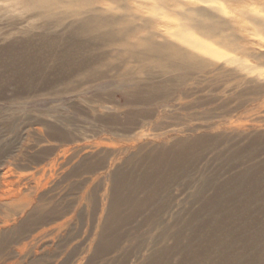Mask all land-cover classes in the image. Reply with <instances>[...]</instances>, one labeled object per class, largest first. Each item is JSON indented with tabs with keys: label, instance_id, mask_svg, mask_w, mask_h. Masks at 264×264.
I'll use <instances>...</instances> for the list:
<instances>
[{
	"label": "rangeland",
	"instance_id": "obj_1",
	"mask_svg": "<svg viewBox=\"0 0 264 264\" xmlns=\"http://www.w3.org/2000/svg\"><path fill=\"white\" fill-rule=\"evenodd\" d=\"M92 3L0 0V264H264V0Z\"/></svg>",
	"mask_w": 264,
	"mask_h": 264
},
{
	"label": "bare ground",
	"instance_id": "obj_2",
	"mask_svg": "<svg viewBox=\"0 0 264 264\" xmlns=\"http://www.w3.org/2000/svg\"><path fill=\"white\" fill-rule=\"evenodd\" d=\"M39 2V0H37ZM42 1V0H41ZM40 1V2H41ZM48 3H46L45 5V8H39V7H42L43 6V3L41 4L42 6H40V2H36V0H23V2L29 4V5H32L33 3L35 4H38L37 5H34L36 7V9H38V12L35 14L36 17H47L49 19H52V18H55V17H60V14L61 13H65L64 10H60L62 7H65L66 4L67 6L70 5V4H80V6H83V5H87V6H83L82 8L83 9H79V10H72V12L70 13L71 15L70 16H81L82 18V23L80 24L79 27H77V31H81V32H88L90 29H92V27L94 26L93 23L96 22V25L95 26H98L99 24H104L106 23V20L105 18H102L101 15L99 16L96 12H97V8H95L97 6V4L95 5L94 8H91V5L93 4L92 1L94 0H44ZM85 2V3H84ZM97 2V1H96ZM64 6H63V5ZM90 5V6H89ZM33 6V5H32ZM78 6V5H77ZM66 10V8H65ZM197 10V9H196ZM37 11V10H36ZM199 11V10H198ZM197 12V11H196ZM67 13V12H66ZM69 15V14H67ZM189 17V16H188ZM44 18V19H45ZM63 18V17H62ZM60 18V19H62ZM75 18V17H74ZM73 18V19H74ZM191 18V17H190ZM58 19V18H57ZM59 19V21H61ZM64 19V18H63ZM64 21V20H63ZM66 21V19H65ZM195 21V20H194ZM62 24V23H60ZM115 24V22H114ZM46 25V24H45ZM50 25V24H49ZM94 26V28H96ZM104 26V25H103ZM99 27V26H98ZM97 27V28H98ZM261 28V27H260Z\"/></svg>",
	"mask_w": 264,
	"mask_h": 264
}]
</instances>
